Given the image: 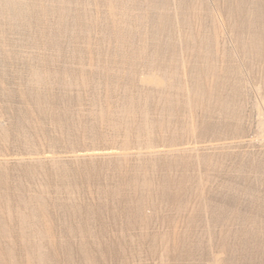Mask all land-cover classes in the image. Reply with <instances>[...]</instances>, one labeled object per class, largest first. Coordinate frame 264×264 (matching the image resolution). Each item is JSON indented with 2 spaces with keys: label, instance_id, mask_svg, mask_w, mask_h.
<instances>
[{
  "label": "rangeland",
  "instance_id": "obj_1",
  "mask_svg": "<svg viewBox=\"0 0 264 264\" xmlns=\"http://www.w3.org/2000/svg\"><path fill=\"white\" fill-rule=\"evenodd\" d=\"M24 263L264 264V0H0Z\"/></svg>",
  "mask_w": 264,
  "mask_h": 264
},
{
  "label": "bare ground",
  "instance_id": "obj_2",
  "mask_svg": "<svg viewBox=\"0 0 264 264\" xmlns=\"http://www.w3.org/2000/svg\"><path fill=\"white\" fill-rule=\"evenodd\" d=\"M15 1V0H14ZM8 5V4H7ZM2 12V11H1ZM120 34V33H119ZM164 79V78H163ZM169 79V78H168ZM163 93V92H162ZM165 93V92H164ZM128 109V108H127ZM134 112V111H133ZM132 125V124H131ZM156 151V150H155ZM252 214V213H251ZM7 219V218H6ZM23 220V219H22ZM25 221V220H24ZM27 223V222H26ZM32 226V225H31ZM9 227V226H8ZM63 227V226H62ZM11 229V228H10ZM60 229V228H59ZM19 230V229H18ZM41 230V229H40ZM4 231V230H3ZM46 233V232H45ZM9 236V235H8ZM18 236V235H17ZM49 236V235H48ZM83 236V235H82ZM62 238H63V236H62ZM20 239V238H19ZM77 239V238H76ZM19 241V240H18ZM86 241V240H85ZM48 242V241H47ZM87 242V241H86ZM6 243V242H5ZM17 244V243H16ZM62 244V243H61ZM20 245V244H19ZM32 246V245H31ZM34 246V245H33ZM11 248V247H10ZM13 248V247H12ZM7 250V249H6ZM12 250V249H11ZM92 251V250H91ZM15 252V251H14ZM85 252V251H84ZM2 256V255H1ZM62 257V256H61ZM72 257V256H71ZM17 259V258H16ZM20 259H21V257H20ZM11 260V259H10ZM7 261V260H6ZM21 261V260H20ZM19 261V262H20ZM27 263V262H26ZM49 263V262H48ZM47 263V264H48ZM25 264V263H24ZM63 264V263H62Z\"/></svg>",
  "mask_w": 264,
  "mask_h": 264
}]
</instances>
